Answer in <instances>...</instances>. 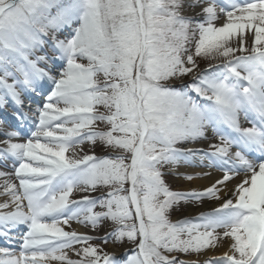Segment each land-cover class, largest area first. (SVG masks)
<instances>
[{
    "label": "snow or ice",
    "instance_id": "1",
    "mask_svg": "<svg viewBox=\"0 0 264 264\" xmlns=\"http://www.w3.org/2000/svg\"><path fill=\"white\" fill-rule=\"evenodd\" d=\"M9 101L0 238L19 254L0 247V264H197L175 254L225 238L204 264H264V0H0V108ZM181 163L219 175L172 191L162 168ZM204 201L219 206L169 219ZM72 222L111 223L97 237ZM95 239L135 247L123 259Z\"/></svg>",
    "mask_w": 264,
    "mask_h": 264
},
{
    "label": "bare ground",
    "instance_id": "2",
    "mask_svg": "<svg viewBox=\"0 0 264 264\" xmlns=\"http://www.w3.org/2000/svg\"><path fill=\"white\" fill-rule=\"evenodd\" d=\"M200 12V8H196V9H186L184 11V13L182 14H186V15H195V13H199ZM224 17L221 15V17L216 21L217 26L221 25L224 22ZM252 39V35L248 34L247 36V40H246V44L249 43V40ZM209 135V133H208ZM209 137H211L209 135ZM210 142H213L212 139L210 140H204V141H198L195 143H187L184 144L183 147L185 148H191V147H205L207 146ZM85 149V147H82ZM169 168L172 170L171 172L177 175H186V174H195L197 172H208L211 170L208 169H201L199 167H193L191 165H187V164H183L181 163L180 165L176 166V167H172L171 165H169ZM219 175V173L212 171V175L210 177H202V178H198V179H194V180H183V179H179L178 182L180 184H182L181 188H177L175 189V191H190L192 189H202L204 187L209 186L214 180L215 178ZM238 180H234L232 183H238ZM231 186V185H230ZM4 199V197H0V201H2ZM218 203L215 201H204L201 205V207L198 210H194L192 207H190L184 214L176 217L173 219V221H176L180 218H190V217H195L197 216L200 212H208L211 211L212 208L214 207H218ZM84 227L83 226H77L75 227V230L78 232H83ZM86 231V229H84V232ZM230 244V239H224V241L222 243H218L216 247L214 248H210L207 249L205 252H203L202 254H199L197 256H195L192 259H187L185 261H196L197 263L201 264L204 263L205 260L211 258V257H219L222 256L229 247ZM127 248L126 247H122L121 249H115L113 246L108 245L107 246V250L108 252H115V253H121L123 251H125ZM69 256L71 258H73L74 256L72 255V252L69 251ZM52 264H56V262H52Z\"/></svg>",
    "mask_w": 264,
    "mask_h": 264
},
{
    "label": "rangeland",
    "instance_id": "3",
    "mask_svg": "<svg viewBox=\"0 0 264 264\" xmlns=\"http://www.w3.org/2000/svg\"><path fill=\"white\" fill-rule=\"evenodd\" d=\"M251 42H252V39L249 40V43L246 44V47L250 48L251 47ZM199 62L201 64L202 68L203 67H207V64L209 63V61H205L203 59H200ZM213 63H214V61H213ZM189 80H190V77H185V82H188ZM175 83L179 84V81H176ZM100 110L104 111V109H102V108ZM98 127L100 128V130H107V125L98 123ZM88 150H89V147H86L84 149V152H88ZM94 151L97 152V153L106 154V151H105V149L103 147H97ZM162 169H163V171H165V170L167 171V174H166V176L163 177V179H164L165 183L170 187V189L172 191H174L177 188H181L182 184H180L178 182L179 177L175 176L174 174H171L170 173L171 169H169L167 167V165L164 166ZM182 179L185 180V178H182ZM95 194H98V193H95ZM201 205H202V203L196 204V203L181 202L179 205L175 206L173 209L170 210L169 219L172 221L173 218H176V217L184 214L190 207H192L194 210H198L201 207ZM110 223L111 222H106V224L103 227L100 228V230L98 231V234H99L100 237L103 236L105 234V232L109 230ZM227 239H229V238H227ZM91 243L94 244V245H99L100 248H102L104 251H107V252H108V250H107V246L108 245L113 246L115 249L122 248L123 244L133 245V244L128 243L127 241H125L123 244H120V245H114L111 242L103 243L100 239H95V240L91 241ZM175 255H178L181 258H185V257L193 258V256L197 255V254L189 253V254H175ZM78 258L79 257L76 256L75 259H78Z\"/></svg>",
    "mask_w": 264,
    "mask_h": 264
}]
</instances>
